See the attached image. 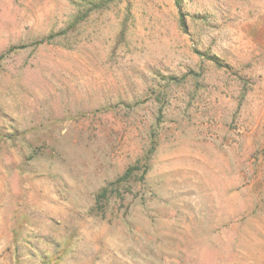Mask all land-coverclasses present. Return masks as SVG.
Segmentation results:
<instances>
[{"label": "rangeland", "instance_id": "374dc122", "mask_svg": "<svg viewBox=\"0 0 264 264\" xmlns=\"http://www.w3.org/2000/svg\"><path fill=\"white\" fill-rule=\"evenodd\" d=\"M178 1L0 0V264H264V0Z\"/></svg>", "mask_w": 264, "mask_h": 264}, {"label": "trees", "instance_id": "16d2710c", "mask_svg": "<svg viewBox=\"0 0 264 264\" xmlns=\"http://www.w3.org/2000/svg\"><path fill=\"white\" fill-rule=\"evenodd\" d=\"M175 4H176V6H177V8H178V12H179V14H180V18H179V22H180V25L182 26V28L183 29H185L186 28V26H185V22H184V19H183V17L181 16V13H180V8H181V5H180V3H179V1L178 0H175ZM144 165H143V167H144V173L146 172V169H147V165H146V163H143ZM138 169H140V167H137L136 165H134V166H129L127 169H126V171L124 172V174L121 176V178L123 179H128L129 177H131L132 176V174H133V172L135 171V170H138ZM105 191V189L103 190V192Z\"/></svg>", "mask_w": 264, "mask_h": 264}]
</instances>
